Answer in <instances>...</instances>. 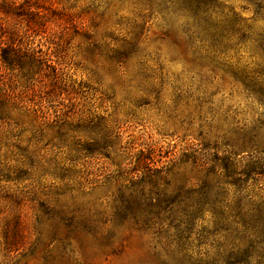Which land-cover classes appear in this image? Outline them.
I'll return each mask as SVG.
<instances>
[{
    "label": "rangeland",
    "instance_id": "1",
    "mask_svg": "<svg viewBox=\"0 0 264 264\" xmlns=\"http://www.w3.org/2000/svg\"><path fill=\"white\" fill-rule=\"evenodd\" d=\"M0 56V264H264V0H0Z\"/></svg>",
    "mask_w": 264,
    "mask_h": 264
},
{
    "label": "trees",
    "instance_id": "2",
    "mask_svg": "<svg viewBox=\"0 0 264 264\" xmlns=\"http://www.w3.org/2000/svg\"><path fill=\"white\" fill-rule=\"evenodd\" d=\"M11 45V44H10ZM1 57V56H0ZM0 62H2V64H5L3 58H0Z\"/></svg>",
    "mask_w": 264,
    "mask_h": 264
}]
</instances>
